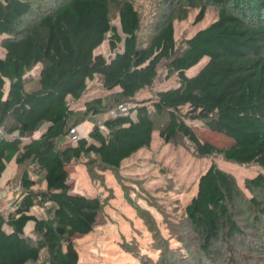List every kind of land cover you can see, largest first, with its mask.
Returning <instances> with one entry per match:
<instances>
[{
    "label": "trees",
    "instance_id": "16d2710c",
    "mask_svg": "<svg viewBox=\"0 0 264 264\" xmlns=\"http://www.w3.org/2000/svg\"><path fill=\"white\" fill-rule=\"evenodd\" d=\"M164 1L170 10L142 42L140 15L130 0L117 2L119 27L110 22L111 0H52L41 8L33 0H0V175L12 159L22 169L18 195L6 214L0 212V264H79L73 238L93 229L100 200L72 191L67 165L93 155L118 168L150 145L152 112L166 116L159 129L165 142L180 135L199 156L221 154L264 170V0ZM208 6L217 9V18L186 38L179 52L174 19L185 18L192 7H199L201 19ZM105 40L115 51L110 57L97 52ZM204 58L194 74H187ZM163 64L177 84L157 90L154 98L135 100L153 86ZM36 67L37 73L27 76ZM97 77L110 94L87 100L83 110L72 108L68 97L81 99ZM30 81L33 87L27 88ZM120 104L124 112L110 113L87 136L70 140L89 116ZM192 121L227 143L202 140ZM35 175L45 188L35 189ZM245 183L264 194V174ZM243 200L234 177L216 163L200 175L185 213L199 235L205 264H215L211 250L224 245L232 255L226 241L242 238L236 213ZM248 203L257 211L256 221L263 222L264 207L255 199ZM260 240L264 247V236Z\"/></svg>",
    "mask_w": 264,
    "mask_h": 264
},
{
    "label": "rangeland",
    "instance_id": "374dc122",
    "mask_svg": "<svg viewBox=\"0 0 264 264\" xmlns=\"http://www.w3.org/2000/svg\"><path fill=\"white\" fill-rule=\"evenodd\" d=\"M52 0H33L36 7H45ZM111 0L110 22L119 27L117 2ZM140 15L138 36L146 42L163 14L170 10L164 0H130ZM199 7L188 9L185 18L173 21L176 48L180 52L185 47V39L197 30L207 26L217 18L214 6H208L201 19H197ZM110 35L107 34V36ZM122 43L116 49L120 51ZM106 57L113 55L108 41L97 49ZM2 50L0 48V56ZM204 58L187 70L194 74ZM38 68L32 69L34 75ZM30 81L27 88L33 87ZM176 75L165 65L158 68L157 78L151 88L138 92L135 100L154 98L157 90L175 86ZM7 88V84L5 86ZM111 91L102 86L99 77L88 82L87 90L79 100L68 97L75 110L84 109V103L94 97L105 98ZM128 106L130 103H127ZM152 110V108H151ZM109 113L89 116L73 129L77 137L87 136L94 124H100ZM153 113L155 129L150 145L140 148L112 168L99 163L93 155L82 156L67 165L68 182L75 193L96 196L100 209L93 229L86 235L76 234L73 243L78 252L79 264H205L197 245L199 235L190 226L185 207L196 194L200 175L212 162L229 172L243 194L244 201L238 205L236 220L242 238L228 239L227 247H232V255H226V245L216 249L215 264H264V221H256L257 211L248 208L249 201L255 199L264 207V194L246 187V179L264 170L255 163L240 164L226 160L221 154L199 156L187 138L178 135L165 142L159 135L165 115ZM202 140L225 145L227 139L216 132L204 128L201 122H190ZM46 126L43 125L40 130ZM40 130L35 133L38 135ZM72 135H70L71 137ZM72 140V139H71ZM22 169L12 159L0 175V212L6 214L11 203L20 191ZM35 189L45 188L41 176L33 177ZM263 213V211L260 210ZM256 221V222H255ZM31 224L25 229L30 232ZM240 243V244H238ZM254 249V250H253ZM33 264V263H30Z\"/></svg>",
    "mask_w": 264,
    "mask_h": 264
},
{
    "label": "built area",
    "instance_id": "2783aa9c",
    "mask_svg": "<svg viewBox=\"0 0 264 264\" xmlns=\"http://www.w3.org/2000/svg\"><path fill=\"white\" fill-rule=\"evenodd\" d=\"M126 110V106L123 104L118 105L116 108H114L113 110H111V113H122ZM4 132L3 126H0V134H2ZM72 136L70 137L71 141H74L76 139V135H74L73 133L71 134Z\"/></svg>",
    "mask_w": 264,
    "mask_h": 264
}]
</instances>
